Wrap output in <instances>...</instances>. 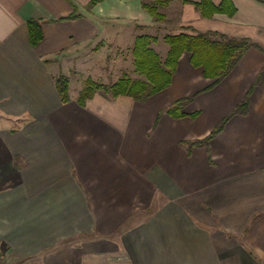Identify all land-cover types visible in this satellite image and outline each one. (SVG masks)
<instances>
[{
  "label": "crops",
  "instance_id": "crops-1",
  "mask_svg": "<svg viewBox=\"0 0 264 264\" xmlns=\"http://www.w3.org/2000/svg\"><path fill=\"white\" fill-rule=\"evenodd\" d=\"M91 1L0 0V257L7 264H264V51L249 50L212 90L216 81L181 58L176 75L184 66L196 77L175 75L145 101L98 92L81 106L72 78L81 55L122 47L124 26L149 34L157 24L143 8L151 0H104L88 10ZM232 2V18H203L182 0L161 5L162 13L157 7L165 22L179 12L181 29L248 38L264 50V4ZM31 20L43 35L35 47ZM131 34L133 45L145 35ZM60 76L69 80L68 103ZM194 85L201 87L192 92ZM249 93L245 115L207 145L191 146ZM178 101L187 117L174 119L167 111Z\"/></svg>",
  "mask_w": 264,
  "mask_h": 264
},
{
  "label": "trees",
  "instance_id": "trees-1",
  "mask_svg": "<svg viewBox=\"0 0 264 264\" xmlns=\"http://www.w3.org/2000/svg\"><path fill=\"white\" fill-rule=\"evenodd\" d=\"M104 0H92L87 6L88 10L93 9ZM145 1V0H142ZM172 0H151V4H143L149 14L156 21H164L165 16L158 12L157 6L164 5ZM186 4H194L201 12L203 18H212L216 14L227 15L232 18L237 13L232 0H222L220 5L216 6L213 0H201L199 3H192L189 0H182ZM264 4V0H257ZM77 18V15L69 19ZM193 31V29H191ZM195 35L181 33L176 36H166L165 42L169 46V52L164 62L153 51L151 44L157 41L150 36H139L136 38L133 56L135 68L144 80L130 81L122 79L111 87L101 86L88 80L85 88L80 92L78 103L84 106L85 103L94 97L98 92L105 96L116 99L120 96H128L135 101H145L155 96L169 87H171L174 75L177 73L179 62L185 54H189V64L194 69H202L203 77L206 80H215L206 90H212L218 83L226 78L232 70L238 65L243 57L251 50L256 48L264 51L258 44L251 42L248 38L229 37L225 34L208 32L197 33ZM28 33L31 46L35 47L42 40V30L39 21L31 20L28 22ZM219 38L220 40H215ZM264 78V72L259 75L258 83ZM57 88L63 103H68L69 98V80L60 76L56 80ZM184 101H178L167 114L174 119L187 117L181 112V106ZM250 105V93L245 100L238 105L228 116H226L213 132L204 140L191 143L195 145H207L213 138L223 132L227 123L236 115H245ZM199 114H193L189 117L197 118Z\"/></svg>",
  "mask_w": 264,
  "mask_h": 264
},
{
  "label": "rangeland",
  "instance_id": "rangeland-1",
  "mask_svg": "<svg viewBox=\"0 0 264 264\" xmlns=\"http://www.w3.org/2000/svg\"><path fill=\"white\" fill-rule=\"evenodd\" d=\"M146 4H151V2L146 1ZM158 8V7H157ZM161 13L162 7L160 6ZM168 20L157 21V24L154 26L153 30L147 34L146 30L139 29L137 30L134 25L124 26V43L122 47H115V45L110 46L108 49L102 52L101 48L97 46L96 50H92L91 53L81 55L78 62L76 63V76L73 75V79L77 81L75 85L77 90L85 88V84L88 80H91L93 83L101 86L111 87L118 83L122 79H128L130 81L144 80V78L138 74L135 68L134 56H133V42L134 38L131 33H144L145 36L150 35L153 38H156L157 41L151 44L153 51L160 57V60L164 62L167 58L169 52V46L165 42L166 36H176L181 33L192 34L195 33L191 30L192 28H180L177 20L179 19V12L170 11L167 13ZM206 25V24H205ZM199 26L202 27V24L199 23ZM219 28H225L227 24H219ZM141 30V31H140ZM197 32V31H196ZM220 40L215 38V40ZM136 41V40H135ZM103 49V50H104ZM189 54H185L182 57L183 64L188 66L189 63ZM184 71V66L181 67L180 72L175 76L177 79H186L190 77H196L197 72L191 69V73ZM65 77V76H64ZM200 77V75H198ZM67 78V77H66ZM68 79V78H67ZM192 92L197 88H200V85L191 86ZM0 264H7L4 262L2 257H0Z\"/></svg>",
  "mask_w": 264,
  "mask_h": 264
}]
</instances>
